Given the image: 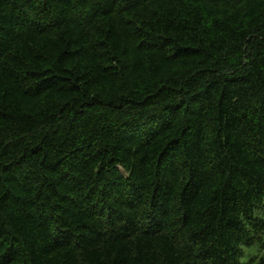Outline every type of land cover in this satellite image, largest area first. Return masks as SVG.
Masks as SVG:
<instances>
[{
  "label": "trees",
  "instance_id": "1",
  "mask_svg": "<svg viewBox=\"0 0 264 264\" xmlns=\"http://www.w3.org/2000/svg\"><path fill=\"white\" fill-rule=\"evenodd\" d=\"M264 264V0H0V264Z\"/></svg>",
  "mask_w": 264,
  "mask_h": 264
},
{
  "label": "rangeland",
  "instance_id": "2",
  "mask_svg": "<svg viewBox=\"0 0 264 264\" xmlns=\"http://www.w3.org/2000/svg\"><path fill=\"white\" fill-rule=\"evenodd\" d=\"M260 246L261 245L258 243L252 246H244V252L241 257V264H249L253 258L260 257L263 253V250Z\"/></svg>",
  "mask_w": 264,
  "mask_h": 264
}]
</instances>
